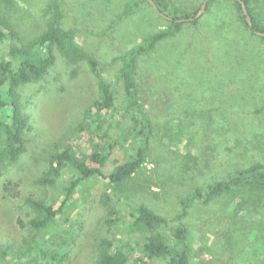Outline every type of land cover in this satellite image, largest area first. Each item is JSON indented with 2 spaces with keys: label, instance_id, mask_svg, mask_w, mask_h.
<instances>
[{
  "label": "rangeland",
  "instance_id": "374dc122",
  "mask_svg": "<svg viewBox=\"0 0 264 264\" xmlns=\"http://www.w3.org/2000/svg\"><path fill=\"white\" fill-rule=\"evenodd\" d=\"M129 1L62 0L63 28L73 30L76 41L100 64L101 75L86 60L67 62L54 48L55 63L43 78L18 86L30 127L23 132L25 151L0 175V251L22 247L36 232L29 221L41 215L29 198L58 206L76 177L67 165L54 185L43 182L50 156L68 146L90 151L88 136L78 134L100 125L98 141L113 145L103 175L81 181L71 198L69 221L59 219L38 236L49 249L71 237L65 246L68 256L54 264H97L103 241L124 247L126 264H168L146 255L143 244L154 232L171 242L176 217L188 199L182 220L191 264H264V189L236 187L209 201L205 195L193 197L195 190L205 194L235 170L264 164V36L245 24L234 0H214L195 22L185 21L175 35L137 56L136 92L151 121L147 160L122 187H115L110 173L145 139L119 75L123 56L167 24L147 3L127 11ZM48 2L15 0L8 12L2 3L0 13L17 36L0 44V60L11 43L26 44L45 29ZM166 2L194 12L203 0ZM253 6L264 25V0ZM101 80L115 91L114 115H94ZM139 204L168 223L154 231H131L130 205Z\"/></svg>",
  "mask_w": 264,
  "mask_h": 264
},
{
  "label": "trees",
  "instance_id": "16d2710c",
  "mask_svg": "<svg viewBox=\"0 0 264 264\" xmlns=\"http://www.w3.org/2000/svg\"><path fill=\"white\" fill-rule=\"evenodd\" d=\"M213 1H208L207 9ZM244 1L252 19V26L248 24L239 1L234 0L244 17L245 24L254 32L264 31V25L259 22L258 12L254 10L253 6L258 0ZM3 2L5 4L4 12L14 9L15 0H0V9ZM154 2L161 11L171 16L172 20L166 19L167 24L164 28H161L156 34L143 37L138 45L128 49L123 56L124 62L119 75L125 83L126 100L134 104L140 115L145 139L134 155L117 165L110 173L109 181L115 187H122L147 160V139L151 133V121L136 92L133 71L137 56L153 48L162 38L179 32L185 21L177 19L193 17L199 10L191 12L177 5L169 7L166 0H154ZM141 3L149 4L147 0H130L126 5V10L135 11ZM45 12L48 14L45 29L26 44L11 43L6 48V56L0 60V175L5 166L17 161L25 151L23 132L30 127L29 116L21 105L18 86L43 78L55 63L54 48L63 55L67 62L76 63L86 60L92 71L98 76L101 75L100 64L76 41L73 30L63 28L62 0H49ZM195 21L196 19L193 22ZM16 36L15 28L0 13V44L7 43ZM13 63L16 66H13ZM99 87L100 98L93 104L94 115L102 117L114 115L117 103L114 89L103 80L100 81ZM99 129L100 125H97L78 134L80 137L88 136L87 139L93 145L90 151L85 152L80 147L68 146L50 156L49 169L41 178L43 182L54 185L61 169L67 165L75 170L76 177L65 187L58 206H55L53 202L29 198L30 205L41 215V217H35L29 221L30 227L36 232L25 240L22 247L13 251L11 248L0 251V264H54L63 261L68 256L65 246L71 242L69 235L59 246L60 248L54 249H49L44 244L43 238L38 239V236L42 232H50L59 219L63 223L69 221L72 213L71 198L81 181L94 175H103L102 167L106 164L113 145L100 144L98 141ZM241 186L264 189V164L255 163L248 168L235 170L228 177L210 185L205 194H202L200 189L195 190L193 197L201 199L205 195V200L209 201ZM189 202L190 199L183 203V211L176 217L178 225L173 231L172 241H165L158 232L150 234L143 244L146 255L166 259L168 264H191V252L187 241L188 229L182 220V217L187 213ZM130 212L133 218L130 223L131 231H154L159 226L168 223L167 218L145 204L130 205ZM63 216L64 218H62ZM128 260L129 254L124 247H111L109 241L101 243L97 264H126Z\"/></svg>",
  "mask_w": 264,
  "mask_h": 264
},
{
  "label": "water",
  "instance_id": "95a60500",
  "mask_svg": "<svg viewBox=\"0 0 264 264\" xmlns=\"http://www.w3.org/2000/svg\"><path fill=\"white\" fill-rule=\"evenodd\" d=\"M149 2V4L155 9V11L162 17L166 18V19H169V20H172V17L167 15L166 13H164L163 11H161V9L157 6V4L154 2V0H147ZM209 0H203L202 4H201V7L200 9L198 10V12L195 14V16L193 17H189V18H180V19H177L178 21H189V20H194V19H197L199 18L202 13L205 11L206 9V6H207V3H208ZM240 5H241V8H242V11H243V14L245 15V18L248 22V24L250 26H252V19H251V16L248 14V9H247V5L245 3L244 0H238ZM257 34L261 35V36H264V31H255Z\"/></svg>",
  "mask_w": 264,
  "mask_h": 264
}]
</instances>
